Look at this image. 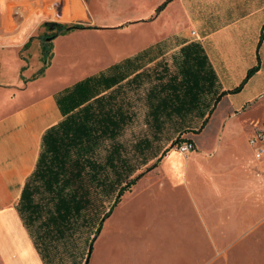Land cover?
Returning a JSON list of instances; mask_svg holds the SVG:
<instances>
[{
  "label": "crops",
  "instance_id": "0c3cea01",
  "mask_svg": "<svg viewBox=\"0 0 264 264\" xmlns=\"http://www.w3.org/2000/svg\"><path fill=\"white\" fill-rule=\"evenodd\" d=\"M82 1L52 0L51 7L57 9L59 23L78 22L86 26L75 29L80 35L99 33L103 39L111 38L114 42L106 45L103 40L92 48L98 51L95 60L84 68L68 70L55 77L52 60L61 53L68 56L65 53L68 51L57 46L59 40L70 39L78 32L59 33L52 43L51 56L44 64L43 43L31 44L34 50L27 54L23 51H27L26 46L46 19L45 0H0V264H47L24 224L18 205L25 185L38 167L45 135L70 117L79 119L82 108L103 95L104 110L107 109L104 114L123 117L115 140H110L122 145L123 151L125 146L118 138L135 119L131 93L147 87L145 120L151 127L156 119L164 122L161 130L152 127L157 136L164 133L170 122L176 121L183 122V129L193 131L194 149L187 154L175 150L186 159L184 180L188 181L191 171H200L203 167L218 170L216 162L228 146L235 154L237 169L245 175L240 184H234L247 190L252 175H256L253 178L259 184L254 195L246 191L239 198L254 199V209L264 205V159L256 160L253 153L241 156L240 133L232 128L226 130L225 125L226 121L238 117L233 108L221 119L218 131L207 136L211 137L208 146L199 149L201 146L196 145V141L205 138L202 134L217 110L216 98L238 86L222 87V81L232 80L236 74L244 76L258 65L260 69L256 73L263 69L264 0H118V9L114 11L123 17L117 26L110 28L96 25L86 1ZM15 2L21 4L18 15L12 11ZM37 8L43 10L40 15L38 11L33 12ZM78 12L81 13L79 20H73ZM105 29L119 32L107 36ZM130 29L132 37L119 42L118 38ZM49 69H52L51 74L47 72ZM102 73L104 78L116 79L115 83L110 87L104 83V91L91 84L72 94L77 83ZM68 94L72 96L65 100L64 112L59 100ZM207 118L208 122L198 132ZM196 120L201 122L199 127L186 125ZM241 131L246 146L251 148L252 126L248 129L243 126ZM144 138L150 141L143 148L146 152L153 142L148 136ZM139 140L135 142V152L142 151L136 147ZM162 153L137 185L149 179L154 170L164 173L175 168L171 160L174 150L168 148ZM170 181L174 182L172 177ZM127 203V198L120 201L104 220V245L96 246L87 264H179L176 259L160 258L163 249L158 250L157 238L164 237V233L139 232V227L148 228L153 220H138L137 211L123 210ZM198 252L195 250L193 257Z\"/></svg>",
  "mask_w": 264,
  "mask_h": 264
},
{
  "label": "rangeland",
  "instance_id": "374dc122",
  "mask_svg": "<svg viewBox=\"0 0 264 264\" xmlns=\"http://www.w3.org/2000/svg\"><path fill=\"white\" fill-rule=\"evenodd\" d=\"M78 1L83 2L76 0V2ZM85 1L91 17L96 20V25L101 28L117 26L123 17V14L120 16L114 11V9H118V0ZM45 3L46 6L48 5L45 12L46 19L32 40L33 43L31 42L26 46L27 51H23L24 54H27L26 52L34 50L32 45L37 44V41L41 42V45L43 43L45 45L44 56L42 57L44 64L51 56L54 39L59 35L58 33L55 34L58 31L55 25L60 24L57 9L51 7L52 0H45ZM12 6L13 13L18 15L21 4L15 2ZM35 11H38L37 14L40 15L43 10L37 8L33 10V12ZM79 16L81 13L79 15L78 12L77 16L72 19L78 21ZM76 23L78 22H72L70 25ZM77 30L72 31L78 33L73 34L70 39H60L58 42L57 46L68 51H64L68 53V56L61 53L59 57L52 60L55 64L53 70L55 77L58 74L62 76V73L64 74L68 70L84 68L91 60H95L98 51L92 48L103 40L104 44L114 42L111 38L103 39L99 33H96L98 34L96 36L93 34L80 35V31ZM105 30L107 36L119 32L116 29ZM125 33L126 35H121L122 37L118 38L119 42L124 43L133 35L131 29ZM41 50L42 46L40 47ZM55 51L54 48L53 52L55 53ZM47 72L51 74L52 69ZM245 76L247 74L244 76L236 74L232 80L225 78L221 86L228 88L239 86ZM238 77L241 78L237 81L236 78ZM146 91L147 87H142L136 93H131L135 119L118 138L119 142L125 146L123 157L119 163L117 162L118 165L121 164L119 168L109 170V176H106L105 172L98 175L99 179L103 181V185H97V181L91 178L90 180L93 182H90L89 177L84 175L83 183L86 185H83L82 188L89 201L86 203L82 218L77 221L74 217L71 219L63 239H54L57 234L54 236V234L47 233L48 226L44 223L47 215L35 223L30 222L32 223L30 225L31 233L37 237L39 248L46 257V263L87 264L88 258L96 246L104 245V220L120 201L127 198L128 203L123 210L137 211L138 220L142 222L153 220V224L148 228L139 227V232L164 233V237L157 238L158 250L163 249L160 253L162 260L166 257L167 260L176 259L179 264H196L199 262V264H264V205L260 209H254L256 206L254 199L252 200L250 197L247 199L239 198V195L246 191L247 194H255L259 187L258 182L253 178L256 175H252L247 190L242 185L240 188L238 184L245 175L237 169V162L234 160L235 154L231 148L226 146L227 149L223 151L220 160L216 162L215 167H218V170L212 171L210 167H203L200 171H191L186 182L184 180L186 159L175 150H179V146L185 142H192L193 131L183 129V122L176 121L170 122L164 133L157 136L156 130L154 131L145 120L147 113ZM230 108L234 109L238 117L225 122L226 130L232 128L234 132L240 133V153L241 156L247 157L253 152L252 148L246 146L241 130L243 126L246 129L252 126L254 129L256 124L264 123V66L260 72L248 79L240 92L225 95L221 99L209 125L202 134L205 138L196 141L197 147L201 146L199 149L208 146L211 137L207 136L218 131L221 119L226 116ZM186 125L197 128L201 122L190 121ZM145 136L151 138L152 148L147 149L146 152L143 151L144 149L141 152H135V142ZM113 144V141L110 140L101 141L94 145L92 150L88 148L86 154L105 164ZM168 148L174 150L171 160L175 163V168L170 171L165 170L164 173L160 169L154 170L149 179H144L138 185L135 184L136 186L133 185L131 190L125 191L117 202L119 189L122 185L125 186L128 179L124 177V173L133 170L130 179L143 172L145 173L143 176L148 175L150 171L146 172V169L156 160L157 156H160ZM147 158V164L142 165L143 160ZM253 161L255 162V160ZM170 177H172L173 183L170 181ZM247 183L249 185L248 180ZM40 187L41 193H37V200L46 197L44 198L46 203L49 195L44 194L43 185ZM24 211H26L25 208ZM27 214L24 212L26 219L29 216ZM165 221L167 222L166 226ZM160 222L162 226H160ZM99 227L101 229L97 232ZM202 247H204L203 250ZM195 250L199 252L193 257ZM176 254H179V258H176Z\"/></svg>",
  "mask_w": 264,
  "mask_h": 264
},
{
  "label": "trees",
  "instance_id": "16d2710c",
  "mask_svg": "<svg viewBox=\"0 0 264 264\" xmlns=\"http://www.w3.org/2000/svg\"><path fill=\"white\" fill-rule=\"evenodd\" d=\"M55 26L58 29L55 34H62L86 27L79 23L74 25L56 24ZM259 69V65L251 68L239 86L233 90L224 91L219 94L215 100V106L224 95L240 92L248 79ZM115 81L116 79L114 78H104V73L95 75L77 83L72 94L76 91L79 92L82 88L88 87L91 84L102 87L101 89L104 91V83H106L107 87H110L111 83H115ZM72 94H68L59 100L64 112H66L63 109L64 102L68 98H71ZM104 100V95L96 98L93 103L84 106L79 112L82 114L81 119L75 120L73 117H70L56 128H52L45 135L44 151L40 157L38 167L24 187L18 209L24 224L30 230L39 254L44 260L46 257L39 248L37 237L31 233L30 225L44 215H47V219L44 222L48 226L47 233L54 234V236L57 234L54 239H63L71 219L74 217L77 221L79 218H82L86 203L89 201L82 188L83 185H86L83 183L84 175L88 176L89 180L90 178L96 180L97 185H103L104 183L99 179L98 175L105 172V175L109 176V170H117L121 165H118L117 162L119 163V160L123 157V146L117 143L112 145L105 164L86 154L88 148L92 150L93 146L101 141L106 139L115 140L117 129L122 124V115L117 117L116 114H104V111L107 110L106 108L104 110ZM208 118L203 121L198 132L208 122ZM152 123V127L154 126L156 130H161L164 122L156 119ZM148 143H150L149 139L144 138L136 143V147L143 149ZM147 162L148 158L143 160L142 165L147 164ZM150 169L151 167H148L146 172ZM132 173L133 170L124 173V177L128 179L125 182V186L122 185L119 189L116 198L117 202L123 193L131 190L132 186L137 183V180L145 174L143 172L137 177L130 179L129 177ZM90 182H93V180H90ZM42 185L44 194L49 195L47 196L46 203L44 200L46 197L38 198L37 200L36 196L38 192L41 193L40 186ZM24 208L26 211H24ZM24 212L28 213L27 216L29 215L27 219L24 216ZM100 229L99 227L97 232Z\"/></svg>",
  "mask_w": 264,
  "mask_h": 264
},
{
  "label": "built area",
  "instance_id": "2783aa9c",
  "mask_svg": "<svg viewBox=\"0 0 264 264\" xmlns=\"http://www.w3.org/2000/svg\"><path fill=\"white\" fill-rule=\"evenodd\" d=\"M249 143L253 150L254 158L256 160L264 159V123L255 125ZM193 149L194 144L192 142H185L179 146V150L186 154Z\"/></svg>",
  "mask_w": 264,
  "mask_h": 264
},
{
  "label": "water",
  "instance_id": "95a60500",
  "mask_svg": "<svg viewBox=\"0 0 264 264\" xmlns=\"http://www.w3.org/2000/svg\"><path fill=\"white\" fill-rule=\"evenodd\" d=\"M90 251H91V249H90Z\"/></svg>",
  "mask_w": 264,
  "mask_h": 264
}]
</instances>
